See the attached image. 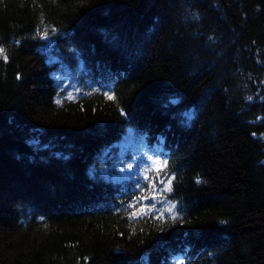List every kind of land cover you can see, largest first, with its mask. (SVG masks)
Returning a JSON list of instances; mask_svg holds the SVG:
<instances>
[{"label":"trees","instance_id":"1","mask_svg":"<svg viewBox=\"0 0 264 264\" xmlns=\"http://www.w3.org/2000/svg\"><path fill=\"white\" fill-rule=\"evenodd\" d=\"M0 48V264H264V0H0Z\"/></svg>","mask_w":264,"mask_h":264},{"label":"snow or ice","instance_id":"2","mask_svg":"<svg viewBox=\"0 0 264 264\" xmlns=\"http://www.w3.org/2000/svg\"><path fill=\"white\" fill-rule=\"evenodd\" d=\"M42 35L44 38H47L49 33L47 30H44ZM0 55H3V58L5 60L7 59V56L4 55V49H2V48H0ZM247 99L252 100V97H247ZM57 103H60V101L58 100ZM157 165H159V167H157ZM129 167H131V166H129ZM165 168H167L166 162L165 163H160L159 161H153L152 162V171H154L156 173V175L150 179L149 175L146 172V174L144 176V179L148 181L149 195L148 196H140L137 199V201H135L133 204H130L129 207H135L136 203H140L145 199H156L157 198V196H156V193H157L156 182L157 181L159 182V184L163 185V187L159 189V192H170V191H172L171 181H172V179H174V177L169 175L167 182H165L163 179H160V177H159V172ZM137 187H140V185H137ZM141 191H143V189H141ZM152 207L154 208V205ZM117 211H119V209H117ZM148 211H151V209L141 208V210L139 212H133L131 214L130 218H135V217L140 216V215H145V214H147ZM173 219H176V217L174 216ZM180 264H183V261H181Z\"/></svg>","mask_w":264,"mask_h":264},{"label":"rangeland","instance_id":"3","mask_svg":"<svg viewBox=\"0 0 264 264\" xmlns=\"http://www.w3.org/2000/svg\"><path fill=\"white\" fill-rule=\"evenodd\" d=\"M7 243H10V241L7 240L4 235L1 234L0 235V253H3V255H6V256H10L9 251L11 249V246L10 245L8 246Z\"/></svg>","mask_w":264,"mask_h":264}]
</instances>
